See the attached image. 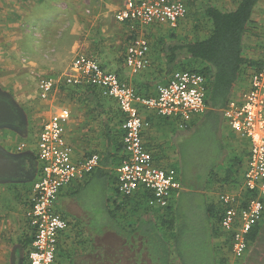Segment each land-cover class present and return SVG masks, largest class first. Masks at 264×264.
Wrapping results in <instances>:
<instances>
[{"label": "crops", "instance_id": "obj_1", "mask_svg": "<svg viewBox=\"0 0 264 264\" xmlns=\"http://www.w3.org/2000/svg\"><path fill=\"white\" fill-rule=\"evenodd\" d=\"M239 1L240 0H192L189 7V14L196 13L199 8L208 4L223 11H233L237 8ZM22 2L23 5H25L21 12L23 25L27 27V30H35L38 31L39 34L44 32V36H49L48 38L58 37L60 44L57 51L59 50L67 54L66 57L67 59L69 58V65L77 58L76 53L78 52L80 53L78 57H91L97 60L101 66L107 70L116 73L122 82L134 88L142 96L149 97L156 95L158 86L167 84L176 71L184 70V64L181 63V60L177 61L176 59L172 62L170 61V50L177 44L184 43L183 40H181L183 39L182 34L189 32H185V30L182 29L177 31L168 24H158L146 29L137 28L135 30L130 28L128 24H120L117 22L115 15L118 10L124 6L125 0H92V4H90L91 7H88L89 11L87 14L84 9V0H22ZM191 16L192 15H190V17ZM194 18H196V16L191 17L192 20H194ZM83 20L88 24L85 31L89 36H93V30L95 31L96 26L100 27L103 31L109 32V28H111L112 34L119 38V46H113L110 49L105 47L102 43L105 34L102 33V37L98 40L94 39L89 48H81V50H79L80 29L84 27L82 23ZM182 27L185 28V25ZM129 32L130 34H128ZM133 32L136 33L138 37L141 36L146 38L150 44V66L145 71L138 74L133 73L125 65L126 50L131 41V35H134ZM175 33L180 36H175ZM126 34L128 35L127 38ZM26 35L25 33V36ZM200 36L201 38L199 40L205 38L204 34L201 35L200 33ZM174 38H176L177 41H174ZM126 40H128V43ZM196 40L194 39V41ZM126 43L127 45H125ZM244 44L246 57L255 61H260L264 50V0H260L254 9L251 30L246 35ZM24 52L30 54L27 64H30L31 67L38 66V63L30 59L37 51L25 49ZM14 53L18 52L14 50ZM89 54H96L99 58ZM63 60L64 57L62 58V61ZM56 64H60V62ZM45 67H48L47 70H51L52 68L64 70L67 68L63 76L57 77L58 75H56L49 77L56 79L58 84L48 99H45V101L48 102L43 106H47L49 102H51L52 106L51 112L48 114L49 116H47L45 122L58 108L65 106L71 112V119L66 127V137L68 143L74 149V161L81 162L92 154H98L101 157L100 167L85 180L75 182L63 189L56 202L55 209L57 212L62 214L69 221L68 234L65 232L60 239L57 258V264H65V262L71 263L75 256L79 257L81 260H86L87 258L84 256L81 257L80 254H83L84 250L88 249V246L94 245V241H91L90 234L87 232V211L77 201V196L75 194L81 190V187H83L85 183L93 178L95 173L99 172V170H103L105 173H109L108 182L110 187L112 184L114 190V196L108 199V204L111 206L112 203L110 201L118 198L115 169L125 156L124 148L122 147L124 135L122 128L123 119L117 103L112 99L104 98L99 90L96 91L93 88H89L90 85H81L67 91L62 90V86L65 85L64 79L72 72V64L69 68L63 64ZM253 71L254 68L251 67L244 70L240 82L234 89L231 100L233 98H238L242 92L248 89ZM52 99L58 100L56 103L52 104L55 102ZM106 107H115L113 109L115 114L110 111L111 108L108 109ZM45 109H47V107ZM208 111L209 108L207 107L204 115H206ZM204 115L194 118V120L183 129L177 121L161 118L151 112H144L143 116L150 125L143 132V140L147 150L152 153L157 166L166 169H178L173 165V158L176 154L175 142L182 140L184 134L182 131L180 134H177L175 125L183 131L185 130L184 132L189 133V129L197 126L203 120ZM228 129L230 130L227 123L226 125L221 124L220 133L223 144L230 153V156L227 157L230 165L226 167L225 164L224 168L217 170V175L219 179L225 180L228 175L227 172L231 170L234 172L236 169L235 166L242 164L239 168L240 171L237 170L239 180L232 177L229 181H224V184H218L219 182L214 183V185L212 184L211 188L214 189L215 197H212V193L207 189L201 191V193L205 195L207 203L214 204L218 208L222 207L219 201L220 194L229 192L241 194L243 174L247 169L250 154L249 141L235 132L227 135ZM3 148L8 151L7 147L3 146ZM8 152L14 154L12 151ZM35 156L37 158V154ZM110 156H113L110 158L111 161H109L111 162V166L104 168L103 161ZM40 168L41 165L38 160V165L35 172H33L32 178L0 181V199L4 192H8L12 195V198L4 203L0 200L1 207H4V210L0 208V223L2 222L1 224H5V219L14 222L16 237H19L25 231L23 238L20 237L18 242L13 245L12 251L13 254L15 252L18 254V247H23L26 259L28 251L25 240L27 236L32 237V229L29 225L26 213L29 208L34 182L38 177ZM184 192L186 191L182 189L175 193L171 200L170 210H166L150 207L148 204L150 194L140 191L129 197V204H126L125 208L120 212L133 208L139 215L132 224L134 226L142 217L155 220L157 224H162L169 214L170 217L173 216L180 195ZM124 198L125 197H119V200ZM145 205L147 206L146 208H144ZM113 207L114 206H111L110 208L113 209ZM211 222L213 224H210V226L217 227L216 236H213L212 239L216 263L226 264L231 258V236L221 229L220 223L216 224L215 220L213 221L212 219ZM1 224L0 235L5 231L4 225ZM124 225L127 226L126 222ZM257 232L258 234L253 241H249L248 239V250L242 264H264V218L258 225ZM165 233L172 238L173 233L171 231H166ZM166 240L168 241V238ZM136 262L137 264H149L147 263V257L138 254V251Z\"/></svg>", "mask_w": 264, "mask_h": 264}, {"label": "built area", "instance_id": "obj_2", "mask_svg": "<svg viewBox=\"0 0 264 264\" xmlns=\"http://www.w3.org/2000/svg\"><path fill=\"white\" fill-rule=\"evenodd\" d=\"M188 2L125 0L115 18L133 30L158 24L176 28L188 15ZM149 53L148 40L137 36L127 47L125 65L135 74L143 72L150 66ZM64 83L66 86H93L119 107L125 156L115 169L117 194L123 198L143 191L150 194V207H170L174 194L183 189L180 173L176 168L166 169L155 164L143 140V132L150 125L143 114L151 112L177 121L184 129L207 110V78L193 71H176L167 84L158 86L156 95L145 97L97 60L79 56ZM57 84L58 81L52 78L40 80V98L48 99ZM223 115L231 130L250 143L241 194L229 192L219 196L223 207L220 227L231 236V258L226 264H242L249 235L264 218V50L260 67L251 74L248 89L230 100ZM70 119V110L61 106L44 123L37 138V158L41 168L26 213L33 236L28 264H57L60 239L68 230L69 221L57 212L56 202L63 189L85 180L101 165L98 154L81 162L74 161V149L66 137ZM25 148L22 144L18 152Z\"/></svg>", "mask_w": 264, "mask_h": 264}, {"label": "rangeland", "instance_id": "obj_3", "mask_svg": "<svg viewBox=\"0 0 264 264\" xmlns=\"http://www.w3.org/2000/svg\"><path fill=\"white\" fill-rule=\"evenodd\" d=\"M84 2V9L86 10L85 13L87 14L89 11L88 7H91L90 4H92V0H84ZM24 6L25 5H23L22 0H0V91L3 93L6 92L10 95L13 98L12 103L17 107V109L22 114H26L28 118V126L26 127L27 132L23 135H15L8 131H2L0 133V140L4 141V145L8 148V151L17 152L18 155H26L27 157H30L37 154V137L52 109L51 102H49L47 106H43L48 101L40 98L39 82L42 79H48L49 77L56 75H58L57 77L63 76L67 70V68L64 70L58 68L47 70L48 67L45 66L63 64L69 68V66L73 63H70L69 65V58L67 59L66 57L67 54L62 53L59 50L57 51L60 44L58 37L48 38L49 36H44V32L39 34L38 31L31 29L27 30V27H25L22 23L21 12L23 11L22 9ZM191 17L188 15L187 18L180 22L178 27L175 28L177 31L182 29L185 30V32H189L182 34L183 39L181 40H183L184 43L194 41V39H200V33L201 35L204 34L206 36L209 30V25L203 22V20L199 19L197 22V19L192 20ZM82 23L84 27L80 29L81 35L79 37V50H81V48H89L94 39L98 40L102 37V33L105 34L102 41L105 47L110 49L113 46H119V38L112 34L111 28H109V32L103 31L100 27L96 26L95 31L93 30V36L95 37H93L89 36L85 31V28L88 26L86 21L83 20ZM198 23L200 28L196 29L195 26ZM183 25H185V28L182 27ZM24 32L27 34L26 36ZM128 34H130V32ZM127 36L128 35L126 34V38ZM175 36L179 37L180 35L175 33ZM174 39V41H177L176 38ZM126 41L128 43V40ZM127 43L125 45H127ZM25 49L37 51V53H35V55L30 59L38 63V66L31 67L30 64H27L30 54L24 52ZM14 50L18 53H14ZM47 51L49 52L45 53ZM78 53H76L77 57L80 55V53ZM89 55L99 58L96 54ZM63 57L64 60L62 61ZM179 60H181V63L184 64V67L190 66L191 62L178 57L177 61ZM57 62H60V64H56ZM192 67L199 68L200 65L196 64L192 65ZM57 100H54L55 102L52 104L56 103ZM46 107L47 109H45ZM106 108H111L110 111L115 114L113 111L115 107ZM224 109L225 108L221 110L222 125H226V123L228 124L223 115ZM98 118L102 119L101 117ZM175 129L177 134H180L181 131L184 134L182 140L175 142L176 154L173 158L174 167H177L180 171H184V176L182 177L185 178L184 180L187 184L185 185L183 191L195 190L200 192L203 189L201 190L195 187L193 182L197 181L198 183H204L206 180L205 176L207 177L208 175V170L206 171V174L201 175L202 177H200V175L193 176V172L194 169L201 172L202 163L204 166L206 165L209 167L211 163H215L219 159L218 156L220 155V152L217 149L218 146L216 141H214L216 136L214 135V131L211 130L209 124L200 127L193 133H186L184 132L185 130L183 131L176 125ZM230 130L228 129L227 135L234 133L233 130ZM22 144H25L26 148L23 149L22 152H18V147ZM226 153V156L229 157L230 153L228 151ZM225 164L226 167L230 165L227 158L226 161L222 162L218 170L224 168ZM237 170L240 171L239 168L235 169L234 171L236 172L233 174V177L234 179L239 180ZM218 184H224V182H219ZM211 185L208 186L210 188L206 187L205 189L212 193V197H215L214 189L211 188ZM76 196H78L77 201L81 205L84 204L88 220L89 222L91 221L89 229L92 230V233H102L101 229L104 227V223L108 224L109 222L107 208L113 206L112 204L111 206L108 204V199H111L112 196H114L112 184L110 187L109 182L104 183L103 180L99 179L88 181L83 187H81V190H79ZM105 197L106 202H104ZM11 198V194L4 192L0 200L4 203ZM146 207L147 206L145 205L144 208ZM0 208L4 210V207L2 208L1 205ZM5 209L8 210L7 208ZM114 214L116 216V220L123 225L126 222L127 227L132 225L139 216L133 208L123 212H116ZM13 223L14 222L11 220L7 221V219H5V224H1L4 225L5 231H3L0 235V264H10V255L13 245L18 242L20 237L23 238L25 235L24 231L22 235L16 237ZM66 232L68 234V230ZM164 234L166 239L168 238L173 263L180 264L177 253L174 251L173 238L169 237L166 233ZM80 255L81 257L84 256L87 259L81 260L79 257L75 256L73 257L71 263L65 262V264H137V250H133L130 246L126 245L124 239L113 232H108L101 237H97L94 245L88 246V249L84 250V253ZM27 262L28 259H26V264H28Z\"/></svg>", "mask_w": 264, "mask_h": 264}, {"label": "trees", "instance_id": "obj_4", "mask_svg": "<svg viewBox=\"0 0 264 264\" xmlns=\"http://www.w3.org/2000/svg\"><path fill=\"white\" fill-rule=\"evenodd\" d=\"M191 1L189 0L188 7H190ZM259 1L240 0L237 8L233 11H223L208 4L203 8H199L196 13L189 14L188 12L189 16L195 14L196 18L194 19H197V22L200 19L209 25V30L204 39L179 43L170 50L171 62L178 59V57L191 62L189 67L183 66V69L204 75L208 82L206 104L209 111L197 126L189 129V133H193L200 127L209 124L216 136L214 141H216L217 149L220 152L219 159L215 163H211L209 167L204 166L202 163L201 172L194 169L193 176L200 175V177L206 174L208 170L204 183L193 182V185L198 189H203L202 191L216 182L229 181L235 173L233 170L227 172L228 175L225 180L219 179L217 175L219 166L227 158V148L223 144L220 133L222 124L221 110L229 104L234 89L244 74V70L250 67L257 70L261 65V59L260 61H255L246 57L244 44L245 37L251 30L254 9ZM195 28H200L199 23ZM133 34L131 35V41L137 37L136 33L133 32ZM196 64H199L200 67H192V65ZM74 87L78 86L64 85L62 90L67 91ZM89 88L98 90L93 86ZM112 157L104 159V168L111 166L109 161H111L110 158ZM241 165L235 166V168H240ZM178 171L182 188L184 189L187 184L184 180L185 178L182 177L184 176V171ZM95 179L103 180L104 183H107L109 181V173L99 170L90 181ZM117 196L118 198L110 201L115 208L109 207V209L105 205L108 209L109 222L108 224L104 223V227L101 229L102 233H92V230L89 229L91 221L89 222L88 220L86 223L92 242H95L97 237L108 231L113 232L123 238L126 245L133 250H137L138 254L145 255L148 260L147 263L173 264L170 245L164 234L166 231H171L172 233L174 232L172 235L173 246L180 264H217L214 256V247L212 246V239L213 236H216L217 227L210 226V224H213L211 219L215 220L216 224L220 223L223 207L218 208L214 204H208L205 195L201 191L190 190L182 193L178 200V205L174 209L173 216L170 217L169 214L162 224H157L155 220L142 217L135 226L131 225V227L118 222L114 214L122 211L126 204H129L130 198L125 197L119 200L121 196L119 194ZM104 202H106V197ZM82 207L85 208L84 204ZM166 210H170V207L166 208ZM257 227L258 225L249 235V241H253L258 234ZM32 242L33 236H27L25 240L28 251L27 257Z\"/></svg>", "mask_w": 264, "mask_h": 264}, {"label": "water", "instance_id": "obj_5", "mask_svg": "<svg viewBox=\"0 0 264 264\" xmlns=\"http://www.w3.org/2000/svg\"><path fill=\"white\" fill-rule=\"evenodd\" d=\"M14 122L15 113L9 105L0 101V130H13ZM24 156L11 154L0 145V181H14L24 178L26 170Z\"/></svg>", "mask_w": 264, "mask_h": 264}, {"label": "flooded vegetation", "instance_id": "obj_6", "mask_svg": "<svg viewBox=\"0 0 264 264\" xmlns=\"http://www.w3.org/2000/svg\"><path fill=\"white\" fill-rule=\"evenodd\" d=\"M0 101L6 103L7 105L10 106L12 111L15 113V122L13 123V130L12 129H2L0 130V133L2 131H8L10 133H13L15 135H23L27 132L26 127L28 126V118L26 114H22L17 107L12 103L13 98L8 95L6 92H1L0 91ZM0 145H4V141L0 140ZM15 155H18L17 152H12ZM24 163H25V176L23 179H29L33 177V172H35L37 165H38V160L36 156H30V157H25L24 158ZM18 254L16 252L13 254V251H11L10 255V264H26V254L25 250L23 247L19 248L17 250ZM13 254V255H12Z\"/></svg>", "mask_w": 264, "mask_h": 264}]
</instances>
